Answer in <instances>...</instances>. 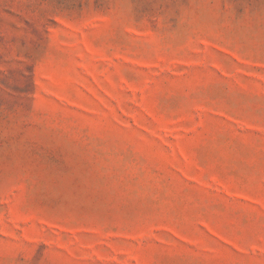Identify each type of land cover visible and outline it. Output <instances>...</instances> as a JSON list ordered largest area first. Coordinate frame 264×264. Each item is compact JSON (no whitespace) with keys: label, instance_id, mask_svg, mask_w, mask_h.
Here are the masks:
<instances>
[{"label":"rangeland","instance_id":"1","mask_svg":"<svg viewBox=\"0 0 264 264\" xmlns=\"http://www.w3.org/2000/svg\"><path fill=\"white\" fill-rule=\"evenodd\" d=\"M0 264H264V0H0Z\"/></svg>","mask_w":264,"mask_h":264}]
</instances>
